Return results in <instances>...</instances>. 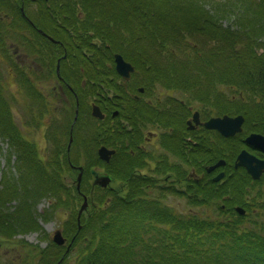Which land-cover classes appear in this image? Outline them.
<instances>
[{
	"label": "trees",
	"instance_id": "1",
	"mask_svg": "<svg viewBox=\"0 0 264 264\" xmlns=\"http://www.w3.org/2000/svg\"><path fill=\"white\" fill-rule=\"evenodd\" d=\"M28 3L29 0H0L7 14L0 19V55L8 58L5 57L8 39L18 46L21 43L27 56L32 53L36 59H48L50 69L47 70L53 76L46 77L49 81L55 79L53 71L57 59L64 56L60 59L61 76L62 67L72 63L71 71L78 81L76 125L85 115V102L78 92L82 90V80L88 81L84 89H111L125 99V93L117 91L123 88L116 84L114 53L122 55L135 70L126 82L127 87H140L147 96L155 88L179 90L186 87L196 104L205 110L215 108L210 92L217 85H226L230 95L234 85L237 94L234 101L240 97L239 92L242 97L264 96V46L258 53L255 49L256 40L264 37V0H229L224 7L218 4L217 8L227 12L231 19L234 10L237 11L238 30L232 31L221 29L214 16L216 13L210 14L201 0H48L41 3V7L61 9L52 14L56 20L41 21L39 17L30 16L32 24L27 25L19 6L23 5L27 14ZM38 29L55 43L39 35ZM212 40L221 45L219 50L211 52L206 41ZM38 62L40 65L41 61ZM8 73L12 75L9 70ZM15 75L13 79L28 98L40 105L41 113L43 108L49 107L39 91L46 86L45 79L27 69H17ZM29 77L39 81L37 89L32 87ZM202 81L212 85V90L203 92ZM83 94L87 99L93 96ZM218 97L216 107L222 112L229 108L239 111L241 106L232 108V98L223 94ZM8 101L0 90V138L8 142L16 154L22 195L13 182L4 180L0 191V234L6 235L4 238L11 234L7 226V203L17 197L34 198L29 192L33 180H40L38 196L41 199L53 198L51 210L42 216L44 221L58 208L69 211V218L62 225L67 241L74 236L69 253H63L66 246L57 247L50 241L44 250H31V254L35 250V258L42 264H56L61 257L62 262L70 260L72 264H264V221L258 217V211L264 208L261 203L264 193L254 198L255 191L250 192L253 185H248L244 177L239 176L236 184L230 178L218 184L205 181L191 185L193 182L189 181L191 187L185 191L176 189L173 184L163 189L150 175L141 176L136 172L146 164L141 153L133 154L134 143L123 150L125 154H120L122 147L134 138H129L128 143L123 139L120 148L115 144L107 146L115 150L108 165L98 160L94 152L84 159L67 160L64 148L55 143L59 156L41 162L34 147L23 140L11 120ZM137 103H127L130 113H133L132 107L140 112ZM126 113L120 112L127 121ZM56 114L54 112L51 119L57 118ZM131 123L136 128V122ZM101 126L94 130L99 138L104 133ZM118 131L119 138L130 134L122 129ZM116 142L120 139L116 138ZM231 153L229 143L221 145L220 157L228 161ZM69 163L74 169L69 168ZM205 163L211 160L205 159ZM77 166L83 169L80 192L86 195L92 169H104L114 179L108 189H94L92 203L81 216L79 231L75 218L81 198L74 187L64 183L66 176L77 175ZM180 173L173 169L172 179ZM26 180L29 184L24 186ZM244 186H248V190ZM171 197L185 201L182 211L167 204ZM235 205L246 210L244 217L233 213ZM210 209L216 212L215 216L208 212ZM26 212L23 204L21 216L27 215ZM248 219L252 226L244 225ZM25 222V229L34 227L30 214Z\"/></svg>",
	"mask_w": 264,
	"mask_h": 264
},
{
	"label": "flooded vegetation",
	"instance_id": "2",
	"mask_svg": "<svg viewBox=\"0 0 264 264\" xmlns=\"http://www.w3.org/2000/svg\"><path fill=\"white\" fill-rule=\"evenodd\" d=\"M39 1L41 0H30V3L35 5ZM35 11H38L39 15H41L40 19L43 21L56 20L52 14L58 13L61 9L41 8L32 10V13ZM46 13L50 14V17L46 18L44 16ZM27 15L30 16V12H27ZM26 21L27 25H29L28 20ZM71 70H73V67L70 64L64 65L62 67V82L57 83L56 87L51 86L40 89L39 91L42 95L46 98L51 94L53 97L59 96L60 98H57L59 103L62 100L68 103L70 101L68 95H73L74 91L70 87L72 86L70 82L73 83L75 80V75H73L74 73ZM46 76L50 77L52 75L50 72H46ZM201 77L203 78V74ZM55 82H57L56 75ZM53 83L49 81L46 84L48 86ZM122 88L117 91L125 93V99L120 94H115V91L111 89L87 88L83 92L99 96V98L93 97L92 100H98L100 111L105 117L103 121L105 131L100 138L103 146L107 147L115 144L116 148H120L123 139H125V143H128L129 138L131 140L134 138L131 143L122 147L120 154H125L126 151L123 150L134 143L133 149L135 152L133 154L141 153L145 157L144 163L146 164L144 168L136 170L138 175H150L156 180L157 186H161L163 189L173 184L176 189L185 191L194 183L212 181L215 176L223 172V180L231 178L234 184L238 182L239 176L244 177V181L248 185H253L250 192L253 193L255 191V197L258 193H264V149L257 147L254 141L253 144L247 141L253 135L264 136V96L250 94L247 97H239L233 104H242L238 108L241 112L237 110L232 112L230 108L222 112L221 108L216 107L219 104V97L215 90L210 92V95L213 96L212 100L215 108L205 110L200 104H196L192 96L187 93L186 87L179 90L155 88L151 90V95L149 94V96L140 87L134 89L127 87L126 84ZM123 100L124 103H120ZM129 101L138 102L141 108L139 109L140 112L137 109L135 110V107H132L133 113H130L127 105ZM122 110L127 111V121L120 114ZM239 115L244 120L241 123L240 130L232 135L223 136L218 130H209L204 127V124L211 119L219 118L220 120L223 117L235 119ZM132 121L136 122V128L131 126ZM65 126L66 124L61 121L57 122L58 131H62ZM124 128L127 129L125 133L129 132L130 134L124 138H119L116 131L119 132L118 129ZM135 134L136 136L134 137ZM61 135L63 136L64 133H61ZM67 135H69V132ZM116 138L120 139V142H116ZM227 143L232 146V153L228 161L220 157L221 145ZM242 151L247 156L255 158V160L262 163V165L256 164V170L254 171L259 174L258 178L253 180L252 174L246 171L247 169L244 166H236L237 157ZM205 159L211 160V163H205ZM221 159H224V166L220 165L212 172L206 173V167L215 166L216 161ZM227 162L229 163L227 164ZM173 169L181 172L174 179H172ZM179 178L182 179L180 180ZM92 180L93 178L89 180V190L92 188ZM189 181L193 183L190 185ZM111 184L104 189L111 187ZM248 188V186H244L245 190H248ZM77 194L82 201L87 198L81 192H77ZM91 198L92 196L89 197V202L87 201L89 205H87L85 212L90 207ZM248 201L249 199L247 198V201H245L246 205L249 203ZM14 235L15 233H11L6 238L11 239ZM17 242L20 243L21 249H25L22 242Z\"/></svg>",
	"mask_w": 264,
	"mask_h": 264
},
{
	"label": "rangeland",
	"instance_id": "3",
	"mask_svg": "<svg viewBox=\"0 0 264 264\" xmlns=\"http://www.w3.org/2000/svg\"><path fill=\"white\" fill-rule=\"evenodd\" d=\"M204 5L206 6V9L209 11L210 14L213 15L212 12H215L216 14L215 19L218 21V25L221 26V29H229V31L232 30H238L236 24H235V16H237V11L234 10L232 19L227 12L224 13L221 12L217 5L220 4L219 7H224V4H228L229 0H201ZM35 5L29 6V11H32L35 9ZM6 14V7L0 6V19L4 17ZM7 15V14H6ZM232 21V22H231ZM232 24V26H231ZM220 26H217L220 28ZM232 27V29H231ZM208 46L210 47L211 52L219 50L221 45L212 40V41H206ZM7 45H5L6 54L3 58L2 55H0V76L2 75V80L0 81V90L3 93L4 96L8 98V102L11 109V120L15 124V126L20 131L21 136L23 134L25 135L26 140L31 141L32 139L29 138L28 133L34 134V142L32 144L35 145L36 150L39 151L40 155L39 157L42 160H50L54 157L53 153V146L55 143V146L59 145L60 138L56 137V134L59 133H68L69 129H65V131H57L55 124L47 123L48 126L45 128L41 126L40 119H39V111L38 104L37 103H29V99H27L24 95V91L22 88L19 87L18 82L16 79H13V76L16 78L15 71L17 68L27 67L29 70V73L36 72L39 75L44 74V69H41L37 64H34L33 57H24L23 56V49L21 47V43L18 46L16 42H14L12 39L7 40ZM256 50L257 53L260 52V50L264 46V37H260L256 40ZM3 58V59H2ZM13 65H16L14 67ZM8 67V69H6ZM8 70L12 75L8 73ZM29 82L32 85L33 88L37 89L39 86V81L34 80L32 77H29ZM206 82L202 81V89L203 92H209L212 90V85H205ZM44 87L45 83L42 84ZM226 85H217L216 88L212 90V92L215 90L217 91L218 95L223 94L224 96L228 97L230 94L229 89L226 88ZM232 94L235 91V86L232 85ZM26 94V93H25ZM28 96V95H27ZM229 98V97H228ZM60 105H57L56 107H59ZM62 106V104H61ZM44 113V110L43 112ZM135 113V111H134ZM45 114L47 116H51L49 111H46ZM44 115V114H43ZM45 119V117H44ZM37 121L38 130L39 127L42 128L41 130H45L47 133L50 132V136L53 138L50 142L46 143L44 136V130L43 133H39L38 130L33 129L32 126H28V123L33 124L34 121ZM28 126V127H27ZM27 127V128H26ZM83 149L85 147H82ZM14 149L11 148V146L8 144V142L1 140L0 138V191L3 189V183L4 180L11 181L13 184L19 183L21 179V174L18 170V163L17 158L14 154ZM45 152L44 154L42 153ZM50 151L51 153H48ZM13 153V154H12ZM80 153L79 151L77 152ZM9 156H12L9 159ZM57 158V157H55ZM79 159H82V157H78ZM73 159V158H72ZM39 161L43 162L38 158ZM66 180H64L65 185H68L71 180L68 177H65ZM39 179L33 180L31 184V189L29 192H31L32 196L34 198L30 200H23V198H15L16 200H12L11 202L7 203V210L8 219H7V226L10 231V233H15V235L11 239L4 238L6 235L0 234V264H42L38 259H36L35 250L31 254V250L35 248H41L44 250V247H47L50 242V238L52 235V232L56 229H60L64 223L69 218V211L67 210H59V208L56 211L51 212L53 214L52 217H50L48 220L44 221L41 219V215L44 213V211L50 210V202L52 199L45 198L41 199L40 196H38V189H39ZM29 181H24V186L28 185ZM17 189H19L18 194L22 195V191H20L21 185H16ZM1 195V192H0ZM29 202V203H28ZM184 200L181 199H175V198H169L167 201V204L169 206H173L175 209L182 211L184 209ZM25 204L27 215L31 217V220L33 221V228L31 229H25L26 228V222L28 216L25 215L24 217L20 214V209L22 205ZM192 212H196V210H193ZM208 212L215 216L216 212L213 211V209H210ZM258 217L264 221V212L262 210L258 211ZM251 219H254L253 216L250 217ZM250 219L244 221V225L249 227ZM20 241L24 245L25 249L20 248V243L17 242ZM31 255V256H30ZM34 255V257H32ZM67 264H71L67 262Z\"/></svg>",
	"mask_w": 264,
	"mask_h": 264
},
{
	"label": "water",
	"instance_id": "4",
	"mask_svg": "<svg viewBox=\"0 0 264 264\" xmlns=\"http://www.w3.org/2000/svg\"><path fill=\"white\" fill-rule=\"evenodd\" d=\"M114 64H115V70L116 73L121 76V78L124 80H128L130 77V74L134 72L133 67L128 64L127 62H124L122 57L119 54L114 55ZM92 115L98 118H102L97 108H92ZM242 123L241 117H237L235 119H229L228 117H223L219 120L217 119H211L209 122L204 124V127L207 129H215L221 132L223 136H229L232 135L235 132H238L240 129V124ZM251 138V139H250ZM253 139V140H252ZM249 143L253 144V141L257 145V147H260L261 149H264V139L259 137H249L247 140ZM113 154V151H109L105 148H100L98 150V156L100 160L104 162H108L111 155ZM236 166H244L249 173L252 174L253 179L258 178L259 174H256L254 171L256 170V164L262 165L261 162H258L255 160V158H252L250 156H247L244 151H242L236 160ZM224 163L222 161H219L215 164V166L209 167L206 171L208 173L212 172L215 168H217L220 165H223ZM80 170V169H79ZM81 171V170H80ZM93 176V183L92 186H97V188H104L107 186V184L110 183L112 180L111 177H107V175H98L96 172H92ZM223 177V173H220L217 175L213 180L214 182L219 181ZM80 178H81V172L79 173L78 177L76 178V188H79L80 184ZM87 206L86 200H84V203L80 207L77 215V222L79 223V217L80 214L85 210ZM236 213L243 215L244 211L240 208H236ZM80 229V226L78 227V230ZM52 243H55L58 246H62L65 242V240L62 238L61 232L59 230H56L53 233L52 237Z\"/></svg>",
	"mask_w": 264,
	"mask_h": 264
}]
</instances>
